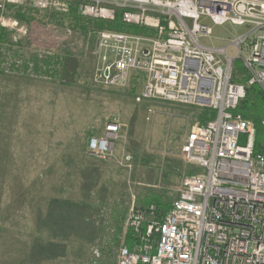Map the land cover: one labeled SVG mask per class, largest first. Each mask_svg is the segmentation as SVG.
I'll use <instances>...</instances> for the list:
<instances>
[{
    "label": "rangeland",
    "instance_id": "obj_1",
    "mask_svg": "<svg viewBox=\"0 0 264 264\" xmlns=\"http://www.w3.org/2000/svg\"><path fill=\"white\" fill-rule=\"evenodd\" d=\"M22 2L5 7L30 8L23 21L14 12L5 15V8L0 12V27L8 35L0 43V264H115L130 207L141 208L154 197L171 203L182 179L201 173L183 162L179 148L203 108L136 102L140 76L124 89L95 83L96 33L120 31L84 33L65 17L69 2L64 13L41 9L35 0ZM108 2L117 14L126 8L114 2L129 4ZM93 3L75 0L78 17L115 21L82 17L79 8ZM127 26L145 36L154 33L146 26ZM211 31L202 42L223 47L247 29L225 24ZM234 67L240 70L241 62ZM114 117L121 130L113 159L97 160L86 143ZM163 150L170 154L163 157ZM115 230L120 231L117 247L112 245Z\"/></svg>",
    "mask_w": 264,
    "mask_h": 264
},
{
    "label": "built area",
    "instance_id": "obj_2",
    "mask_svg": "<svg viewBox=\"0 0 264 264\" xmlns=\"http://www.w3.org/2000/svg\"><path fill=\"white\" fill-rule=\"evenodd\" d=\"M35 1L41 9L63 13L68 2H75ZM92 1L94 7L79 8L82 17L116 19L109 0ZM113 1L129 3L113 4L126 8L121 11L123 24L146 26L154 33L97 32L93 81L124 89L140 76L136 102L158 100L213 112L204 125L185 129L179 148L183 162L201 173L182 179L163 216L157 217L154 205L130 207L124 228L132 231L134 242L130 248L122 243L115 264H264V154L254 150V123L237 112L246 87L257 86L264 95V0ZM19 2L0 0V12ZM206 22L247 31L213 47L202 42L212 33ZM236 60L245 72V85L232 81ZM120 130L118 118L105 122L101 134L88 139V154L112 160Z\"/></svg>",
    "mask_w": 264,
    "mask_h": 264
},
{
    "label": "trees",
    "instance_id": "obj_3",
    "mask_svg": "<svg viewBox=\"0 0 264 264\" xmlns=\"http://www.w3.org/2000/svg\"><path fill=\"white\" fill-rule=\"evenodd\" d=\"M69 5H70V12L65 17H68V19H70L74 27L75 25L79 26L80 30H82L84 33L87 32V30L94 29V28H98L100 30L101 29H111L112 30V29L117 28L118 31L123 32V33L134 34V35H147V34L141 33L142 29H139L134 26L124 25L121 22L120 13L117 14L114 22L109 23V24H104L103 22H99V21H94V22L89 21V20L85 21L79 18L75 10L76 9L75 2H69ZM30 11H31L30 8L28 9V8H22V7H13V6L8 5L5 7L4 13L6 15L7 13L14 12L15 18L20 21H23L25 19L24 18L25 14ZM7 36L8 35L5 32V30L0 27V43H6ZM46 60H47V64H51V60L50 61H48L49 59H46ZM55 64L57 65V63ZM235 68L236 67H234V69ZM236 70L241 73L240 77L236 78L235 77L236 74L233 72L232 81L245 85L246 76H245V72L242 66L240 70L237 68ZM237 112L242 114L245 118L250 119L254 123V127H255L254 150L255 152L264 154V129L261 126V121L264 119V95L257 86L246 87L245 97L242 101H240L238 108H237ZM196 118H197L196 123L200 125H204L206 122L213 119V112L208 109L203 108L201 110V113H199L196 116ZM141 205H142L141 207L142 209L148 207L149 205H154L157 208L160 216H163L169 210L171 203L167 201L162 202L161 197H154L152 200L143 202ZM118 233H120V231L118 232L117 230H115V234L112 237V241H113L112 245L114 247H117L119 243ZM154 239L157 240V236H154ZM124 240H125L124 244L130 248L134 242V238L132 236L131 230L126 231Z\"/></svg>",
    "mask_w": 264,
    "mask_h": 264
}]
</instances>
